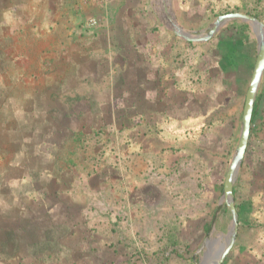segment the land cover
Here are the masks:
<instances>
[{"label":"rangeland","instance_id":"1","mask_svg":"<svg viewBox=\"0 0 264 264\" xmlns=\"http://www.w3.org/2000/svg\"><path fill=\"white\" fill-rule=\"evenodd\" d=\"M161 3L0 0V180L3 193L7 194L0 199L1 216L6 224L17 226L19 221L15 212L10 213L13 208L9 207V201H21L27 214L37 218L30 238H36L37 233L46 241L52 234L66 244L86 243L94 248L90 251L91 260L85 264H150L153 253L162 254L159 247L165 244H171L167 251L181 244L186 255L197 253L200 261L208 238L220 239L213 254L228 239L233 219L230 208L224 203L214 224L213 215L222 199L225 176L240 136L258 38L249 22L233 20L207 42H188L173 31L165 6L183 28L205 35L217 17L228 12L249 13L264 22V0H162ZM237 46L240 50V46H246L243 50L249 51L246 61L249 67L246 71L245 62H238L232 55L237 68L235 77L230 73V80L221 74L222 105L210 107L198 116H192L186 106H173L174 118L163 126L157 139L141 140L133 136L131 128L118 132L119 124L133 112L131 100L136 96L135 91L132 95L122 83H117L118 75L126 74L129 84L137 80L142 73L138 69L139 53L156 55L161 51L169 57L173 70L185 67L184 75L200 91L210 87L198 84L195 73L198 66L204 69L217 65L214 55L222 53L221 67L225 71L235 70L232 60L224 57ZM258 95L259 91L257 98ZM34 99L39 103L31 104ZM90 100L99 109L97 114L91 112ZM259 101L264 109V97ZM26 103L28 109L38 105V112L26 116L23 111ZM53 108L59 110L60 123L75 131L85 129V133L71 148L73 154L67 158L72 161L65 158L55 168L57 183L47 187L59 189L60 197L50 194L43 199L40 193L31 190L30 182L35 178L39 186L46 176H52L48 167L52 156L44 155L40 160L46 166L38 172L33 169L36 174H32L29 168H36L37 160L19 153L23 149L17 137L21 132L33 133L27 136L33 137L36 132H31V128L36 122L41 125L36 130L43 128L46 136L53 137L52 131H46L47 125L51 128L47 120L51 121L52 114L48 112ZM98 122L105 124L100 132L92 129ZM127 126L130 125L125 123L124 127ZM68 133L63 129L54 137L62 141ZM44 146L45 150H53L49 142ZM206 147L211 151L200 152ZM250 156L241 165L235 200L242 209L241 242H254V254L258 257L254 256L257 261L239 259L242 252L236 247L232 254L237 260L231 256L229 264L234 261V264H264V214L252 215L260 204L264 210V200L258 203L254 199L253 206L246 203L252 190ZM19 162L23 167L18 166ZM256 173L262 176L259 171ZM20 178L26 179L25 184L28 180V187L16 181ZM256 185V190H264V179H258ZM249 222L257 226L249 227ZM26 248L27 245H22V249ZM63 253L68 256L70 251ZM3 256L0 252V264H8ZM48 262L68 264L59 255ZM175 264L191 263L188 259Z\"/></svg>","mask_w":264,"mask_h":264},{"label":"crops","instance_id":"2","mask_svg":"<svg viewBox=\"0 0 264 264\" xmlns=\"http://www.w3.org/2000/svg\"><path fill=\"white\" fill-rule=\"evenodd\" d=\"M236 21H241V20H236ZM150 46L152 45L150 44ZM240 47H241V50L239 49V46H237V49L234 48V50H232L230 53L225 54V57H224V59L227 57V59L232 60V62L234 63L235 70L233 71H225L221 67V64H222L221 56L224 55L222 53L219 54V56L214 55L215 59H217L218 61L217 65L212 64L211 66L205 67L204 69H202L203 67L201 65L200 67L198 66V68L195 70V73H197L196 74L197 82L199 81L198 84L201 86L204 84H208L210 87V89H207V90L203 89L200 91H197L195 88H193L191 85L192 83L190 82V78L184 75L183 70L185 67L181 65L178 69L173 70L169 57L163 54L161 51L157 52L156 55H143L142 53L141 54L139 53V56H141V60L139 59L141 66H139L138 69H141L142 73L139 74L140 76L138 75L139 77L134 82V91L136 92V96H134V98H132L131 100V103L133 104L132 106L135 107L133 108L134 109L133 112L135 115L134 121L132 122V126L130 127L128 126L124 127L125 125L123 126L121 125L122 127L118 126L117 127L118 132H124L125 130H130L131 128V131H134L133 136L137 135V137L141 140H144L146 138H150L151 140L154 138L157 139L156 136L162 130L163 126L169 123L174 118V115H172V112H171V108L173 106H177L180 108H183V106H186L189 108V112L193 113L192 116H198V115H202L204 112H207L210 107L222 105L221 104V93H222L221 91L222 90H220V86H219V83L221 84V74H224L223 75L224 79L226 78L227 80H230L229 79L231 77L230 73H233L232 76L235 77L236 68H237L236 60L234 59L232 55H235V58L237 59L238 62L240 63L245 62L244 63L245 65L243 66L246 71H247L246 68L249 67V62H246L249 59V55H248L249 51L243 50L244 47L246 46L244 47L240 46ZM134 49H136V47ZM258 91H259V95H258L259 98L256 97L257 98L255 102L256 108H254L256 110H255V115H254V121L252 124V127H253L252 131L254 132L253 134H251L250 144H249L250 148L248 147V150H247L248 152H246L245 158L243 160L244 162L245 160H247L248 155L249 154L251 155L250 159L252 160V163H250L249 165L251 166V171H252L251 181H250V183L252 184V190H251V195L246 200V203L250 202L252 203V206L254 205V199H258L259 200V202L257 201L258 203H262V201L264 200V190L258 191L255 189V186H254L257 184L258 179H261V178L264 179V113H263L264 109L261 108V106H259L260 104L259 99L262 100V98L264 97V74H263V78H262ZM137 92L139 94H137ZM89 102L91 103L92 101L90 100ZM200 110L202 112H200ZM261 113H263V115ZM70 117H72L71 114H70ZM241 126H242V118H241ZM136 132L138 134H135ZM159 140L156 141V144L158 146H160ZM236 146L237 144L235 145V149H236ZM166 148L167 147L164 144V149ZM209 151L211 150L208 147L200 149V152L202 153L204 152L206 154ZM24 154H26V151L23 148V150L21 151V155H24ZM19 165L23 167L22 163L21 164L19 163L18 166ZM258 171L262 174V176L259 177L257 175L256 172ZM22 178L17 179L16 181L19 184L23 183V185L27 186L28 180L26 182L27 184H25L26 179H22ZM256 187L259 188V186L257 185ZM235 190L237 194V186H235ZM34 192L36 193V191ZM24 195H27V194H24ZM22 196L23 195H21V197ZM220 201L218 202V205ZM15 203L19 205L20 208L24 209L22 207L21 201H13V199L9 201V207L16 208ZM218 205L215 208V212L213 215V221L215 218ZM256 208L257 209L252 211L253 216L255 215V213L257 214V212L258 214L259 213L264 214L263 213L264 210H261L262 209L261 204L258 205V207ZM237 209H238V217H239V230H238L237 239H236V242L232 250L227 255V257L225 258L222 264H229L228 262L231 256L233 257L232 253H235L236 247H239L240 251L242 252L239 259H244V261L247 259L256 260L255 257H258L256 254H254L256 252V247L254 246L255 245L254 242L252 243L241 242V231L243 227H242V223L240 222V214H241L242 209L241 208L239 209L238 206H237ZM222 210H223V207L218 217L220 216ZM0 215H1V212H0ZM250 217H251V214H250ZM248 225L249 227L257 226L255 222H249ZM170 245L171 244H165V246L159 247L161 249L160 251L168 252L169 254H165V253L160 254V253L154 252L153 253L154 259L149 260L150 264H175L177 262H183V261L187 262L188 259L191 264H194V263L197 264V253L189 257L188 255H186L184 251L186 250L185 246L183 247V245L181 244H178V245L176 244V247H172L171 249H168L169 251H167V248H169ZM175 248H177V251H174ZM66 250L70 251L68 256H66L63 253ZM91 250L92 248L86 243H80V244H74V245L68 244V245L63 246V248L59 250V252L62 251L61 254H59V257L63 261H67L68 264H85L86 261L91 260V256H92L90 253ZM243 253H246V254H243ZM167 256L169 257L167 258ZM232 259L237 260L236 255H234ZM234 262L232 264H234ZM261 262H263V260H261Z\"/></svg>","mask_w":264,"mask_h":264},{"label":"trees","instance_id":"3","mask_svg":"<svg viewBox=\"0 0 264 264\" xmlns=\"http://www.w3.org/2000/svg\"><path fill=\"white\" fill-rule=\"evenodd\" d=\"M126 74H124L123 72H120L118 75V81L117 83H122V86H125L127 88V91L129 93L132 92V95L134 93V83L130 82V84L128 83V80L126 79ZM125 78H124V77ZM118 86V85H117ZM120 87V85H119ZM123 97V96H122ZM134 98V97H133ZM10 101H7V103H9ZM34 104H37L38 100L34 99V101H31ZM29 103V102H28ZM39 103V102H38ZM28 104L26 103L25 107L23 108V111L25 112L26 116H30V114L35 113V111L39 110L38 105H34L31 109L27 108ZM95 105V104H94ZM93 105V102H91L89 104L90 110L91 112L94 114H97V112H99V109L95 108ZM256 108V107H255ZM255 110L254 109V114H253V119H252V124L254 121V115H255ZM59 110L53 108L52 110H50L48 113H51V121L50 119L47 120L48 124L51 126V128L49 129V126L47 125V130L48 133H50V131L53 132V137L51 136H46L45 131L43 130V128L40 130H36L38 129V127H40L41 125L39 123H34L35 126H33V128H31V132H36V134L33 135V137H27L30 136L31 134H28L27 132H21V135L18 136L17 141L20 143L22 149L24 148L26 151V154H24L25 156H33L34 158H36V168H29L31 169L32 174H36V172H38V169L40 167H44L46 166V164L44 162H42V158H44V155H51L52 159L50 160V163L48 164V167L50 168L51 172H52V176H46L45 180L40 181V185L37 186V182L36 179L34 178L33 181L30 182V188L31 190H34L36 192H39L42 194V198L48 199V196L50 194H55L57 196L60 197V192L59 189L57 190H50V185L52 184H56V180L58 179V177L54 174V170L55 168H58L60 166V161L64 160L65 158L68 157L69 154H73L72 153V149L74 148V144L76 142H80L79 138L80 136H82L85 129H80V130H73L72 128H70V126L64 122L60 123L57 120V115L59 112H57ZM38 112V111H37ZM60 115V114H59ZM63 116L70 118V114L68 113H63ZM134 112H129L126 118V121L121 122L119 124L120 125H125V123H128L130 126H132V122L134 121ZM82 122V121H81ZM39 125V126H38ZM104 122H98L95 125L92 126V129L96 130V131H102L104 130ZM117 126V125H116ZM129 126V127H130ZM60 127V128H59ZM63 129L65 131H69V133L67 134V136L62 140H56L54 137V134L56 135V133H60L63 131ZM252 129V128H251ZM38 133V134H37ZM35 137V138H34ZM51 140V141H50ZM46 142L51 143L53 146V150H45V144ZM68 142H70V145L67 147ZM71 149V150H70ZM70 150V152H69ZM21 152V150L19 151V153ZM41 159V160H40ZM67 160L72 161V158H67ZM66 161V160H64ZM12 162V161H10ZM21 164V162H19ZM44 163V165H43ZM35 169L36 172L33 170ZM42 171V170H41ZM40 172V171H39ZM50 178V179H47ZM47 180V181H46ZM43 182H46L45 184H43ZM4 186H2V181L0 180V199L3 197H6V194L3 193L2 188ZM28 187V186H27ZM49 187V188H47ZM47 188L48 191H45V189ZM52 191V193H50ZM16 208H13L11 211L15 212V217L18 219L19 223L17 226H10L8 224H6L3 221V217L0 215V252L4 253L5 256H3L4 261H7L8 264H47L49 263L48 261L51 259H55V257H57L60 252L59 250L61 248H63V246L68 245L66 243H64L63 239H55V237L52 234H49V238L44 241L43 240V235L39 236L37 233V237L36 238H30L29 235H31V232L34 231L33 228L36 227V225L34 223H36L37 218L35 216H30L29 214H27L26 210L20 208L19 205H17L15 203ZM5 213V212H4ZM12 214V213H11ZM9 215V212L8 214ZM29 219L28 223L26 224V221ZM31 219V221H30ZM37 224V223H36ZM38 228H40L39 225H37ZM53 229V227H51V230ZM22 245H27L26 250L22 249ZM94 247H92L93 249ZM59 249V250H58ZM56 250H58L56 252ZM169 254L168 252H164L162 251V254ZM169 256H167L168 258ZM9 260V261H8ZM13 260V262H11Z\"/></svg>","mask_w":264,"mask_h":264},{"label":"water","instance_id":"4","mask_svg":"<svg viewBox=\"0 0 264 264\" xmlns=\"http://www.w3.org/2000/svg\"><path fill=\"white\" fill-rule=\"evenodd\" d=\"M165 12L167 14L168 20L170 23H172L171 26L175 34L188 42H207L211 40L225 24L233 20L249 22L258 38V52L243 108L241 132L225 176L223 196L218 205L213 221L214 224L224 203L227 204L233 217L228 239L225 242L220 243V247L215 252V254H213L214 247L216 246L217 242L219 243L220 239L219 237L208 238L204 243L205 249L202 258L200 261L197 260V264H222L227 255L232 250L239 230L238 209L235 200V186L249 145L256 97L264 74V22H262V20L256 15L249 13L240 11L228 12L218 16L205 35H199L191 33L190 31L183 28L177 21H175L170 15L167 6H165Z\"/></svg>","mask_w":264,"mask_h":264},{"label":"bare ground","instance_id":"5","mask_svg":"<svg viewBox=\"0 0 264 264\" xmlns=\"http://www.w3.org/2000/svg\"><path fill=\"white\" fill-rule=\"evenodd\" d=\"M158 2L160 3V4H162L161 2H162V0H158ZM161 6V5H160Z\"/></svg>","mask_w":264,"mask_h":264}]
</instances>
